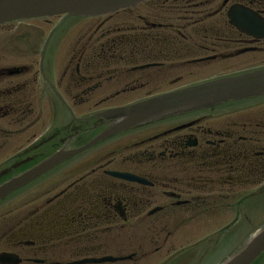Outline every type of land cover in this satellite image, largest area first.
Masks as SVG:
<instances>
[{
	"label": "flooded vegetation",
	"instance_id": "flooded-vegetation-1",
	"mask_svg": "<svg viewBox=\"0 0 264 264\" xmlns=\"http://www.w3.org/2000/svg\"><path fill=\"white\" fill-rule=\"evenodd\" d=\"M242 20L246 30L230 23ZM259 68L264 0H141L2 24L0 184L128 124L123 110L184 79ZM106 108L117 114L101 124ZM255 183H264V97L177 114L106 137L0 201V264H168L179 236L206 226L219 202L228 208L232 188Z\"/></svg>",
	"mask_w": 264,
	"mask_h": 264
},
{
	"label": "water",
	"instance_id": "water-1",
	"mask_svg": "<svg viewBox=\"0 0 264 264\" xmlns=\"http://www.w3.org/2000/svg\"><path fill=\"white\" fill-rule=\"evenodd\" d=\"M137 1L139 0H0V23L16 18L61 13H68L72 16L99 15L132 5ZM260 93H264V71L188 88L175 94L153 99L140 108L123 111L128 117L131 114L138 115L141 111L142 119L148 120L192 106L209 105ZM130 119L134 122L132 118ZM131 120L123 128L129 127L133 123ZM120 129L122 128L115 127L108 133ZM74 153L75 151L53 157L26 174L1 186L0 200L56 165L62 158ZM263 251L264 230L250 240L239 254L228 260V264H251Z\"/></svg>",
	"mask_w": 264,
	"mask_h": 264
},
{
	"label": "rangeland",
	"instance_id": "rangeland-1",
	"mask_svg": "<svg viewBox=\"0 0 264 264\" xmlns=\"http://www.w3.org/2000/svg\"><path fill=\"white\" fill-rule=\"evenodd\" d=\"M69 38L68 37H64V39H63V42H65V41H67ZM59 51H61V49H59ZM59 55V54H58ZM250 64H252V63H250ZM57 67V66H56ZM59 67V66H58ZM53 69H55V66H53ZM187 80H189V79H184L178 86H181V85H187L189 82L187 81ZM177 87V86H176ZM170 89H173V88H175L174 86L172 87H169ZM92 103H94V102H92ZM108 106H110V105H113V104H115V103H106ZM105 107H107L106 105H105ZM102 108V107H101ZM100 108V109H101ZM89 110H93V109H95V108H92V106H89V108H88ZM80 112H81V110H80ZM242 188V187H241ZM241 188H236L235 190L232 188V192H234V191H236L237 192V190H238V192L240 191V189ZM215 191H217V188L215 187V186H213L212 187V192H215ZM215 194V193H214ZM218 203V202H217ZM230 218H231V214H230ZM204 220H206L207 222H206V224L207 225H209V223H208V219H204ZM226 221V219H222L221 221H220V224H222L223 222H225ZM235 226H238V224H235L234 225V227ZM202 230L201 231H199L198 232V234L200 235V236H202V235H204L206 232L207 233H209V232H211L212 231V229L209 227L208 229L207 228H201ZM252 231H250V233H251ZM216 234H218L217 232H214V233H212L210 236H216ZM230 236L229 235H227V234H224L223 236H221V238L220 239H227V238H229ZM196 236L195 237H192V238H187L186 240H185V242L183 241L182 242V245L180 246V247H184V246H187V245H185V244H189L188 242H193V241H195V240H197L198 238H196ZM176 243H177V245L176 246H178V242L177 241H175ZM232 243H233V241H232ZM231 243V244H232ZM207 244V240H205L204 241V244L203 245H206ZM203 245L201 246V247H203ZM179 247V248H180ZM199 248V249H202V248ZM224 250H226L225 248H223V249H220V250H218V252L216 253V254H214L211 258H209L208 259V263H213V262H216V263H220V261H221V255H222V252L224 251ZM201 253V251H197L196 253H193L192 255H191V258L192 259H195L199 254ZM190 254H186V255H184L183 257L184 258H186V257H188ZM207 263V264H208ZM216 263H213V264H216ZM258 264V263H257Z\"/></svg>",
	"mask_w": 264,
	"mask_h": 264
},
{
	"label": "clouds",
	"instance_id": "clouds-1",
	"mask_svg": "<svg viewBox=\"0 0 264 264\" xmlns=\"http://www.w3.org/2000/svg\"><path fill=\"white\" fill-rule=\"evenodd\" d=\"M246 238H247V234H244L239 244L235 245L234 247H229L228 249L224 250L221 255L220 264H228L229 257L232 255L234 251L239 250V248L243 246V240Z\"/></svg>",
	"mask_w": 264,
	"mask_h": 264
}]
</instances>
